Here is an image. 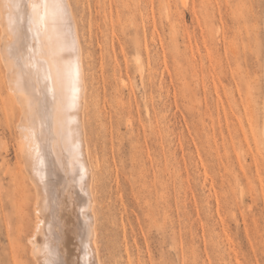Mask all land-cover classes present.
Listing matches in <instances>:
<instances>
[{"label": "rangeland", "instance_id": "374dc122", "mask_svg": "<svg viewBox=\"0 0 264 264\" xmlns=\"http://www.w3.org/2000/svg\"><path fill=\"white\" fill-rule=\"evenodd\" d=\"M68 2L100 264H264V0ZM3 65L0 264H36L39 196Z\"/></svg>", "mask_w": 264, "mask_h": 264}, {"label": "bare ground", "instance_id": "6f19581e", "mask_svg": "<svg viewBox=\"0 0 264 264\" xmlns=\"http://www.w3.org/2000/svg\"><path fill=\"white\" fill-rule=\"evenodd\" d=\"M69 6L68 0H0V59L7 86L21 109L17 150L25 157L23 168L39 196L34 227L40 249L30 252L35 258L41 250L36 264L101 261L84 120L87 83ZM33 234L28 237L32 247ZM73 237L76 258L68 250Z\"/></svg>", "mask_w": 264, "mask_h": 264}]
</instances>
